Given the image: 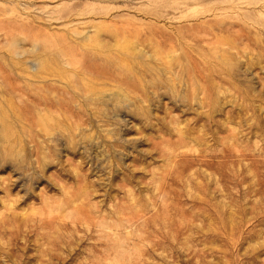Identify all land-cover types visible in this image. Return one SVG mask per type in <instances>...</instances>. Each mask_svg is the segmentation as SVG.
I'll use <instances>...</instances> for the list:
<instances>
[{
	"label": "rangeland",
	"instance_id": "obj_1",
	"mask_svg": "<svg viewBox=\"0 0 264 264\" xmlns=\"http://www.w3.org/2000/svg\"><path fill=\"white\" fill-rule=\"evenodd\" d=\"M0 264H264V0H0Z\"/></svg>",
	"mask_w": 264,
	"mask_h": 264
}]
</instances>
